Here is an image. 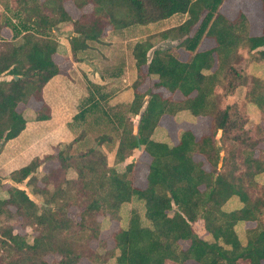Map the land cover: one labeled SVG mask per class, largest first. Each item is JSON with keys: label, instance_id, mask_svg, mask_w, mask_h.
<instances>
[{"label": "trees", "instance_id": "obj_1", "mask_svg": "<svg viewBox=\"0 0 264 264\" xmlns=\"http://www.w3.org/2000/svg\"><path fill=\"white\" fill-rule=\"evenodd\" d=\"M13 1V7L10 0L5 5L9 14L0 17V32L7 27L12 33L10 39L0 35V148L17 137L27 121L49 118L45 103L30 118L18 106L32 98L42 101L43 87L59 73L53 59L55 53L65 54L59 36H67L70 53L76 57L90 42H103L107 27L121 31L174 14L187 17L158 33L175 44L155 47L148 36L132 46L136 77L128 111L137 121L129 118L121 128L114 165L107 164L100 148L107 138L101 136L96 145L77 154L74 149L79 139L59 144L57 167L39 170L54 157L45 154L10 172L16 184L0 188V264H77L81 258L92 264L110 258L116 264H188L189 260L264 264V197L251 191L258 175L264 173V149L257 148L262 140L247 134L236 103L219 106L216 91L222 84L225 93L245 84V75L231 61L239 49L256 53L254 59L264 63V28L260 34L250 35L242 12L229 19L218 11L222 0H70L80 10L91 6L78 17H72L65 7L68 0ZM260 3L264 12V0ZM66 25H71L69 31ZM205 37L214 45L200 50ZM178 48L189 54L187 60L171 52ZM147 78L155 79L152 87L141 91L139 86ZM156 88L170 94L178 91L183 98L164 96ZM99 96L90 92L73 118L101 110ZM245 99L264 117V79H252ZM181 111L194 117L209 116V132L196 138L191 130L182 129L175 144L153 137L162 115L175 117ZM219 141L230 145L225 148ZM138 144L150 157L143 187L132 183L135 162L120 165ZM70 169L74 177L67 176ZM232 196L241 205L226 209ZM133 200L142 202L143 211L130 210L125 224L111 233L112 248L92 250L88 243L101 231L97 216L120 222L121 206ZM73 205L82 208L78 220L68 214ZM11 220L28 231H15ZM245 221L257 223L243 229L242 240L236 227ZM197 222H202L198 231ZM201 230L210 238L203 237ZM181 241H188L187 247ZM50 254L56 255L51 261L46 259Z\"/></svg>", "mask_w": 264, "mask_h": 264}, {"label": "rangeland", "instance_id": "obj_2", "mask_svg": "<svg viewBox=\"0 0 264 264\" xmlns=\"http://www.w3.org/2000/svg\"><path fill=\"white\" fill-rule=\"evenodd\" d=\"M9 4V0H0V6H4L6 4ZM10 4H13L14 1L10 0ZM224 0L220 3L218 7V11L222 12L224 10ZM230 6V5H229ZM243 6V5H240ZM65 7L67 8L68 12L71 14L72 17H77L82 13V11H89L91 9V6H86L83 10L77 9L73 2L68 0L65 2ZM1 8V7H0ZM240 10L239 6H234L231 9V13H229V16L235 17V15ZM223 13V12H222ZM179 15V16H178ZM177 14L176 16L172 18H166V20L162 23H150L147 25H134L133 27H130L127 29V31H120V30H112L110 27H107L106 30H109L105 33V36L102 38L104 40L105 38H108L107 40H114L119 39L118 41H122L125 44V50L128 55L127 59L123 53L122 60L125 63V61L129 62V70L125 72L124 79L127 81H122L120 78L113 79L110 78L111 76H108V79L101 80L100 83L97 85L93 84L91 81V77L94 76V71L91 69V71H82L81 69V63H88L93 59L92 57L95 56L94 52L96 50V44H100L101 42H90V47L86 50H81L76 54V57L72 56L73 61H69L68 58L65 59H59L55 58V61L57 64L60 65L61 70V76L63 78L70 81L66 82L68 86H72L71 84H75L73 89L70 90L69 87H63L61 91L55 92L54 97L56 98L58 95L63 93L66 95L67 98V108L66 111L62 114V118L69 119L71 118L76 110V105L79 99H81L82 90L84 88V84L89 83V91L94 92L95 95L99 96V103L101 105V110H94L93 112H88L84 118L74 119L72 117V124L75 128L73 130H68V128L63 127L61 130L58 128V135L56 137H50L42 135L44 132L46 133V130L41 127H37L36 129L40 132H43L39 135V137L34 140H28L30 136L29 133L31 132V125H29L26 128L27 134L23 135L26 138L23 137L22 140H10L5 142L2 147L0 148V188L3 190L9 187L12 184H16L13 180L10 179L9 174L12 170L19 168L20 166L25 165L28 163L33 157L39 156L42 157L45 154H53L54 157L43 163L41 167H39V170H48L52 167L58 166V160L55 157V155L58 152L59 144H62L63 142H68L72 140V138L79 139L74 152L75 154L85 151L91 146L96 145V141L102 136L104 138H107L104 143L100 146L102 151L106 154L107 158V164L112 166L114 165V153H115V147L117 144V140L119 138L120 130L121 128L126 124L127 120L130 118V120L134 121L136 123L137 117L128 111L129 102L123 99L120 100L117 97V94L120 93L124 88H122L126 83H131L136 77V68L135 65L132 64V56H131V49L133 44L136 41L142 40L148 36H152V40L154 41L155 47H158L160 45H171L175 44L176 42L174 40H171L170 37L167 39H161V37L158 35V33L162 30L169 29L171 27L179 25L181 22L185 20L187 17L186 14L181 15ZM237 17V16H236ZM12 18L14 16L12 15ZM164 20V19H163ZM162 21V20H159ZM248 21V20H247ZM197 24L192 28L190 35H192L196 30ZM3 33H7V37L1 36L4 39H10L12 37V33L10 34V31L7 28H3L1 30ZM0 32V35H2ZM122 33V35H121ZM115 36L113 37V35ZM67 38V36H65ZM107 44L110 45L108 41H106ZM116 42V41H115ZM201 44V43H200ZM114 50L111 51V58H107L108 63L105 65H109L110 68L114 67V65L117 63V57H114L115 55L119 54V49L115 47ZM240 50V49H239ZM237 51L233 53L231 57L232 64L237 69L239 74L241 76L245 75L246 82L244 85H238L236 89L229 93H225L226 86L225 84H222L216 88L217 95L220 96L218 98L219 106L223 108L227 104L236 103L238 105L239 111L245 119L244 123V129L247 131V134L252 138H261V142L258 145V149H264V117L261 114L260 110L255 106L252 105L251 102L247 101L245 99V95L249 88L252 85V79L255 78L256 75H258V65L256 64V61L259 63H262L261 60L254 59L256 57V53H248L246 51ZM177 52L176 49H171V52ZM99 55L100 51L98 52ZM97 54V56H98ZM151 54V50L150 53ZM100 57V56H98ZM104 58V57H103ZM119 60H120V54H119ZM71 59V57H70ZM92 62V61H91ZM134 62V61H133ZM105 63V58L104 62ZM263 65V63H262ZM253 66V67H251ZM84 67V66H83ZM96 71V70H95ZM67 76H64L66 75ZM9 76H2L1 79H8ZM155 79H145V81L139 86V89L141 91H146L148 88L152 87V84ZM239 82V81H238ZM98 86V87H97ZM97 88V89H96ZM246 92H245V91ZM154 91H160L164 94V96L171 95L173 99H182L183 97L179 92H174L170 94L166 89L164 88H156ZM89 92V93H90ZM58 96L57 98H59ZM88 97V96H87ZM85 98V97H83ZM86 99V98H85ZM84 101V99H83ZM83 101L80 103V108L83 105ZM85 103V102H84ZM82 104V105H81ZM251 104V105H250ZM39 106V107H37ZM40 108L39 101L32 98L25 104H20L18 106V109H25L27 110L26 116L31 117L32 112L36 111L35 109ZM257 109V110H256ZM79 110V109H78ZM76 114V113H75ZM36 115V112H34V116ZM165 115V114H164ZM56 116V114H55ZM173 117L176 122H178L177 131H181L183 128H191L194 127V130L197 132L203 131L209 132L210 130V117L205 116L204 119L201 121V119H196L197 117L192 116L187 111H181L177 113V115L174 117L172 115H169L168 118L164 117L161 121V124L168 123L167 121L169 118ZM74 119V120H73ZM160 120V119H159ZM196 120V124H195ZM62 121V120H61ZM135 128V127H134ZM41 129V130H40ZM175 129H172L174 131ZM168 133V129H165L162 126H158L155 134L153 137L156 139H164L168 140L170 143H172L170 132ZM41 135L43 137H41ZM220 132L218 131L216 137L219 138ZM201 136V135H200ZM199 136V137H200ZM41 137V138H40ZM198 137V138H199ZM40 138V139H39ZM222 140V139H221ZM219 145L222 144L225 148H228L230 145L229 141L226 142H218ZM223 154V151H221V155ZM197 159L202 158L199 155H196ZM150 160V157L147 153L141 148V149H134L131 154L124 160L123 163H121V166H125V164L129 162H135L133 173H132V183L134 185H141L142 182L145 181L146 174H147V165ZM121 166H117V168H121ZM67 176L74 177L75 172L74 170L70 169L68 170ZM21 185V184H19ZM23 187V185H22ZM254 196H263L264 197V173L258 175L257 178V186L255 188L251 189ZM232 206L225 207L226 209L230 208ZM137 209L139 211H143V204L142 202H139L138 200H133L132 202L124 203L120 208V215L121 219L120 222L117 221H109L108 218H104L103 216L99 215L97 216L98 221L100 222V234L99 237L96 239H92L88 244L89 247L96 251V252H102L106 248H112L113 247V241L111 239V233L121 224H125L126 219L129 217L130 210ZM82 208L73 205L69 211L68 214L71 218L78 220L79 214L81 213ZM261 220L264 221V208L263 213L261 215ZM14 224L15 231L19 233L25 234L28 229H23L20 225V222H17L15 220H11ZM256 221H251L248 223L249 227H254L256 225ZM196 230L202 229V222H197L195 225ZM237 232L240 235V238L244 240V235L242 233L243 227L241 225H238L236 227ZM201 235L206 238H210L209 234L206 232H202ZM185 245V243H184ZM2 251H0V254ZM56 257L55 254H50L46 256V259L51 261L53 258ZM244 261H239L238 264H244ZM77 264H92L90 260L87 258H81ZM103 264H116L112 258L108 259L106 263ZM166 264H173L172 262L166 261Z\"/></svg>", "mask_w": 264, "mask_h": 264}, {"label": "crops", "instance_id": "obj_3", "mask_svg": "<svg viewBox=\"0 0 264 264\" xmlns=\"http://www.w3.org/2000/svg\"><path fill=\"white\" fill-rule=\"evenodd\" d=\"M240 5H243V6H240ZM11 6L13 7V4H10V7ZM234 6H239L240 10L238 11V13L242 12L245 15L246 19L248 20L249 34L250 35H258V34H260L262 32V29L264 28V12L261 9L260 0H224V5H222V7H224V10H222L223 13L222 12L221 13L224 14L229 19H234L238 15V13L235 15V17L229 16V13H231V9ZM0 7H1L0 8V17L1 18L4 15H8L9 14L6 11L7 9H6L5 5L4 6L1 5ZM176 15L177 14H174V15H172L169 18H172V17H174ZM165 20L166 19H164L162 21H158V22L162 23ZM158 22H154V23H158ZM130 27H133V26H130ZM130 27L124 28L122 30L125 32ZM4 28H7V27H4ZM7 29L10 31V34H11V30L9 28H7ZM70 29H71V25H66L65 30L69 31ZM108 31L109 30H105V33L108 32ZM1 34H2L1 36L7 37L6 36L7 33L1 32ZM121 35H122V33H121ZM114 36H115V34L113 35V37ZM58 39H59V42L61 43V45L65 49V54L55 53L53 55L54 61H55V58H59L61 60L65 59V58H68L69 61L72 62L73 59H72V55L70 53V47H69L68 40H67V38H65V34L59 36ZM107 39L108 38H105L102 43H100L98 45L97 44L95 45L97 48H96V50L94 52L95 56L92 57L93 59H91L92 62L90 61L88 63H83V64L81 63L82 71H89V70L91 71V69L94 71V76L91 77V81H92L93 84H96V85H97V83L99 84L101 82L100 79L101 80L108 79L109 78L108 76L110 74H111L110 78H112V77H113V79L120 78L122 81H127V80L124 79L123 76H124L125 72H127V70H129L130 66H129V62L128 61H125V63H124L123 60H122L123 53H124L126 59L128 57V55L126 53L127 49L125 50V48H126L125 44L122 41L121 42L118 41L119 39H117V40L116 39L107 40ZM106 41H108L110 43V45L107 44ZM213 45H214L213 40L211 38L205 37L202 40V42H201V44L199 46V49L203 50V49L212 47ZM114 47H115V49L116 48L119 49L120 60L118 58L119 54L115 55L114 57H117V59H116L117 63L114 65V67L110 68L109 65L105 66L108 63V60H106V59L107 58H109V59L111 58V56H109V55H111V51L114 50L113 49ZM176 50L178 52V56H179L180 60H182V61L187 60L189 54L185 50H183L182 48H178ZM99 51H100V54H103V55H99L98 54ZM239 51H243V50L240 49ZM97 54L100 57H98ZM70 57H71V59H70ZM103 57L105 58V63H103L104 62V58ZM74 59H75V57H74ZM131 59H132V64H134L133 58H131ZM262 63H259V61L258 62L256 61V64L258 65L257 67H258V71H259L258 73L259 74L256 75L255 77L263 80L264 79V63H263V65H262ZM57 65L59 66V73L56 74L55 76H53L45 84V86L42 89V101H39V105L40 106L43 103L47 104V106L49 108V118L45 119V120H29V121H27L24 130H22V132L17 137H15L13 139H10V140H22L23 137L26 138L25 134L28 133V132H26V128L29 125H31V129H30L31 132L28 135V136H30L28 140H34L35 138L37 139L39 137V135L41 133H43V132L38 131L36 129L37 127L38 128L39 127L44 128L46 130V133L44 132V134H42V135L50 136V137H56L58 135V128L59 127H61L60 128L61 130L63 129V127L68 128V130H73V128H75L74 125L71 124L72 117L75 115V113L78 112V109H81L80 108L81 101H83V99H85L89 95V92H90L89 88H88L89 87V83L88 84H84V88H83L82 94H81V99H79L78 102H77L76 110H75L74 115L71 118H69V119L66 118V119L63 120V118H62L63 115L62 114L66 111V108H67V103H66L67 98H66V95H64L63 93L58 95V96H60L59 98H57L58 96L55 98L54 97V93L55 92L57 93V92L61 91L62 86L63 87H69L70 90H72L75 84H71L72 86H68L66 84V82L69 81L68 80L69 78L65 79V78H63V76H61V73H60L61 67H60L59 64H57ZM251 67H253V66H251ZM64 76H67V74L64 75ZM69 82L71 83V80ZM122 88H124V90H122L120 93H118L117 97H118V99H120L122 101L124 99L127 102H129L131 100V98H132V89H131L130 83H128V84L126 83ZM176 92H178V91H176ZM83 97H85V98H83ZM37 107H39V106H37ZM38 109H35V110H38ZM55 114H56V116H55ZM168 116L169 115H166V114L162 115L160 117L158 125L164 127L165 129H168V133H169V131H172V129H175L174 131L170 132V134H169L171 139L174 140V141H172V143L175 144V143H177V140H178V131H177L178 129H177V126H178L179 123L176 122L173 117H171L167 121L168 123H165V124L162 123L161 124L162 119L164 117L168 118ZM204 117L205 116H197L196 119H201V121H202L204 119ZM196 123L197 122L195 120V124ZM183 129L191 130L194 133L196 138H198L200 135L203 134V131L197 132V134H196V131L194 130V127L183 128ZM23 135H25V136H23ZM42 135H41V137H43ZM10 140H8V141H10ZM140 149H141V147H140ZM145 184H146V178H145V181L142 182L141 185H136V186L143 187ZM240 205L241 204L238 201V199L236 197L232 196L226 202L225 207L232 206V207H230L228 209H234V208L239 207ZM250 222L251 221H245V222L241 223L240 225L243 227V229L244 228H248L249 227L248 223H250ZM184 243H185V245H184ZM188 243H189L188 241H181V245L184 248L187 247ZM187 263L188 264H198V263H196V262H194L192 260L187 261Z\"/></svg>", "mask_w": 264, "mask_h": 264}, {"label": "water", "instance_id": "obj_4", "mask_svg": "<svg viewBox=\"0 0 264 264\" xmlns=\"http://www.w3.org/2000/svg\"><path fill=\"white\" fill-rule=\"evenodd\" d=\"M18 76H15V78H17ZM138 149H140V144H138V147H137Z\"/></svg>", "mask_w": 264, "mask_h": 264}]
</instances>
